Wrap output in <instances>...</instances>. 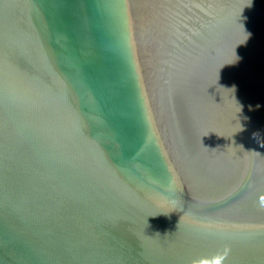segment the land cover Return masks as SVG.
I'll return each mask as SVG.
<instances>
[{
  "label": "water",
  "instance_id": "obj_1",
  "mask_svg": "<svg viewBox=\"0 0 264 264\" xmlns=\"http://www.w3.org/2000/svg\"><path fill=\"white\" fill-rule=\"evenodd\" d=\"M264 0H0V264H264Z\"/></svg>",
  "mask_w": 264,
  "mask_h": 264
},
{
  "label": "clouds",
  "instance_id": "obj_2",
  "mask_svg": "<svg viewBox=\"0 0 264 264\" xmlns=\"http://www.w3.org/2000/svg\"><path fill=\"white\" fill-rule=\"evenodd\" d=\"M261 206L264 207V200L261 201ZM227 251L223 255L217 254L211 257L208 264H223L224 259L226 258Z\"/></svg>",
  "mask_w": 264,
  "mask_h": 264
}]
</instances>
